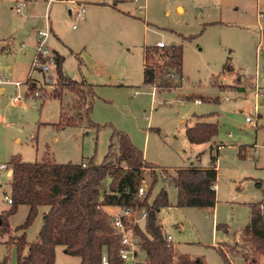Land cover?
I'll list each match as a JSON object with an SVG mask.
<instances>
[{
    "label": "rangeland",
    "instance_id": "374dc122",
    "mask_svg": "<svg viewBox=\"0 0 264 264\" xmlns=\"http://www.w3.org/2000/svg\"><path fill=\"white\" fill-rule=\"evenodd\" d=\"M17 1L22 0H0V163L14 154L25 161L100 163L112 132L123 131L156 167L153 184L149 172L144 174L149 201L161 188L167 192L169 205L159 209L158 218L176 252L205 264H247L240 235L249 222V203L262 198L255 181L264 180V0H79L85 2V23L66 0H23L22 13L13 9ZM47 24L52 28L47 46L63 56L62 73L93 85V124L86 118L61 121L62 113H74L71 91L60 99L25 96L30 84L39 95L54 83L55 66L28 76L37 33ZM157 41L181 46L183 78L155 91L143 82V50ZM200 115L201 122L216 123L218 133L190 143L186 124ZM211 155H217L215 206H176L177 190L163 179V169L190 162L208 166ZM9 178L8 171L0 172V213L10 207ZM44 209L27 227L28 241L36 239ZM115 211L107 207L110 215ZM27 212L28 206L20 205L8 217L10 226L20 225ZM6 239L0 234V264H19ZM145 258L138 251L137 261ZM78 262L63 245L56 246L54 264Z\"/></svg>",
    "mask_w": 264,
    "mask_h": 264
},
{
    "label": "trees",
    "instance_id": "16d2710c",
    "mask_svg": "<svg viewBox=\"0 0 264 264\" xmlns=\"http://www.w3.org/2000/svg\"><path fill=\"white\" fill-rule=\"evenodd\" d=\"M53 53L55 79L51 89L36 95L37 87L30 84L25 96L60 99L66 91H71L75 95L71 103L74 113L70 116L62 113L61 121L74 124L86 118L93 124L89 120L95 93L93 85L64 75L61 70L63 56ZM181 67L180 45L144 46L143 82L152 85L155 91L177 86L183 78ZM217 133L216 123L198 121L185 127V136L190 143L210 141ZM216 161L217 155H211L208 167L163 169V179L177 190L176 206H215ZM6 164L11 169L8 181L11 202L9 209L0 213V234L7 235L5 243L8 247L16 248L19 264H54L57 245H63L65 253L79 257L78 264H100L104 252L108 264H123L119 256L120 234L106 210L109 206L147 211L143 226L137 224L134 227L138 243L146 254L144 262L137 264H205L200 257L176 252L174 244L167 240L158 218L159 209L169 205L164 188L152 201L148 199V185L141 199L136 196L145 172L151 175V184L156 181L157 174L156 167L145 160L143 151L127 133L112 132L108 150L100 163L94 162L93 158L75 163H60L48 157L25 161L19 154H14ZM255 185L261 190L262 198L249 203V222L240 235L241 244L246 248L243 257L247 264H259L261 259L264 260V180L257 179ZM23 204L28 206V212L24 221L13 229L8 217ZM41 207L45 209L37 237L28 241L25 231ZM13 230L21 233L13 234ZM218 247L228 261L223 249Z\"/></svg>",
    "mask_w": 264,
    "mask_h": 264
},
{
    "label": "built area",
    "instance_id": "2783aa9c",
    "mask_svg": "<svg viewBox=\"0 0 264 264\" xmlns=\"http://www.w3.org/2000/svg\"><path fill=\"white\" fill-rule=\"evenodd\" d=\"M52 0H47L49 4ZM72 3L77 6V11L75 12L76 17L80 20L83 18L85 13V3L72 0ZM26 7L25 1H17L13 9L16 12H21ZM75 26V25H74ZM51 28L49 24L46 26V30H40L37 33L36 45H35V54L31 61L29 75L33 69H39L44 73H48L52 66L55 64V56L52 50L47 46V40L49 38ZM156 45L162 47L166 45L163 41H157ZM16 86L20 85L19 81H15ZM19 94L14 97V100L19 98ZM196 102H201L200 99H196ZM249 120V118H247ZM83 165H85L83 163ZM2 170L11 171L6 163H0V172ZM147 190V185L141 183L137 189L136 196L141 199ZM5 198L8 203L11 202L9 194L5 195ZM147 215V211L144 208L137 209L136 207H117L114 214L111 215L112 223L116 228L117 232L120 234V248L119 256L121 260L130 261L131 264H137L136 261L138 251H143L141 246L138 243V236L135 232V225L141 224L144 222ZM167 240H171L170 236L167 235ZM100 264H108L107 254L104 252L100 258Z\"/></svg>",
    "mask_w": 264,
    "mask_h": 264
},
{
    "label": "crops",
    "instance_id": "0c3cea01",
    "mask_svg": "<svg viewBox=\"0 0 264 264\" xmlns=\"http://www.w3.org/2000/svg\"><path fill=\"white\" fill-rule=\"evenodd\" d=\"M76 1H79V0H76ZM66 2H68V3H72V0H66ZM79 2H83V3H85L84 1H79ZM73 4V3H72ZM76 6V5H75ZM26 7H27V3H26ZM25 7V8H26ZM179 7H181V6H177V9L179 8ZM24 8V9H25ZM182 8V7H181ZM77 6H76V10H75V12L77 11ZM182 10H183V8H182ZM69 13H71L72 14V9H70L69 10ZM84 15H85V13H84ZM84 17V16H83ZM83 20H84V22H83ZM80 22H83V23H85L86 22V17H85V19H80L79 20ZM49 26H50V24H49ZM73 27H76V26H73ZM50 28H51V26H50ZM51 30H52V28H51ZM156 45V44H155ZM55 52V51H54ZM83 81H85V82H87L85 79L83 80ZM88 83V82H87ZM3 92V89H0V93H2ZM19 99H20V97L17 99V100H14L15 101V103H18L19 102ZM196 99H200V98H196ZM196 99L194 100L195 102H196ZM201 100V99H200ZM202 101V100H201ZM196 103H198V102H196ZM199 103H201V102H199ZM198 119H197V121L196 122H198V121H201L200 120V118L202 117L201 115L200 116H196ZM187 125V124H186ZM218 147H219V145H218ZM143 155H144V152H143ZM188 166H196V167H208V166H199V165H195L193 162H190V164L188 165ZM9 174V176L11 175V171L8 173ZM106 210H107V208H106ZM171 242L173 243V241L171 240ZM174 244V243H173ZM137 258V257H136ZM136 261H137V259H136ZM138 263H140L141 261H137ZM142 262H144V261H142Z\"/></svg>",
    "mask_w": 264,
    "mask_h": 264
}]
</instances>
